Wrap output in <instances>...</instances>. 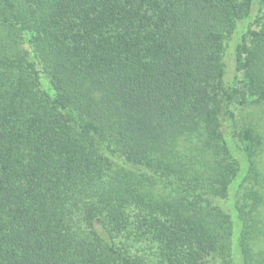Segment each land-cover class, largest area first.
Listing matches in <instances>:
<instances>
[{"label":"trees","instance_id":"16d2710c","mask_svg":"<svg viewBox=\"0 0 264 264\" xmlns=\"http://www.w3.org/2000/svg\"><path fill=\"white\" fill-rule=\"evenodd\" d=\"M257 110L264 0H0V264H264Z\"/></svg>","mask_w":264,"mask_h":264},{"label":"rangeland","instance_id":"374dc122","mask_svg":"<svg viewBox=\"0 0 264 264\" xmlns=\"http://www.w3.org/2000/svg\"><path fill=\"white\" fill-rule=\"evenodd\" d=\"M254 116H256L258 118L256 124H258L257 125L258 130L260 131L261 135L264 138V115H263V112L260 110H257V113H255ZM254 120H255V118H254ZM259 127H260V129H259ZM257 160H258L259 172L261 173V175H262L261 177L264 180V139H263V150L261 153L258 154ZM255 246H256L255 251L259 252L257 248H258V246H260V244H256Z\"/></svg>","mask_w":264,"mask_h":264}]
</instances>
